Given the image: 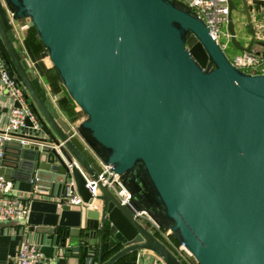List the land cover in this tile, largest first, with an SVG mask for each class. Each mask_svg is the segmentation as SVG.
I'll return each mask as SVG.
<instances>
[{"label":"water","instance_id":"obj_1","mask_svg":"<svg viewBox=\"0 0 264 264\" xmlns=\"http://www.w3.org/2000/svg\"><path fill=\"white\" fill-rule=\"evenodd\" d=\"M228 6L231 43L239 50L262 45L248 0L240 9L233 0ZM233 10L246 16L247 45L236 36ZM16 18L34 27L62 86L86 115L75 134L16 48ZM0 41L46 136L32 144L7 139L0 174L24 169L45 187L73 180L87 217L100 220L98 251L85 229L75 241L41 246L45 256L113 264L144 249L164 264H184L134 217L145 212L199 264H264V74L233 66L189 4L0 0ZM101 163L118 175L128 203L99 183L91 201L97 208H88L84 176L96 179ZM107 244L122 247L104 261Z\"/></svg>","mask_w":264,"mask_h":264},{"label":"crops","instance_id":"obj_2","mask_svg":"<svg viewBox=\"0 0 264 264\" xmlns=\"http://www.w3.org/2000/svg\"><path fill=\"white\" fill-rule=\"evenodd\" d=\"M256 3L248 2L251 17L255 15ZM15 33L14 44L20 50L33 69L34 75L40 80L41 86L60 117L66 122L70 131L75 133L77 125L86 117L80 113L79 107L70 99L61 82L53 76L52 69L46 60V49L38 40L35 30L30 26L28 20H11ZM257 36V35H256ZM262 35L259 33V37ZM251 36L246 37L243 44L247 45ZM262 38V37H261ZM18 46V47H17ZM263 51L264 47L254 45ZM15 101L3 91H0V131H4L11 108ZM18 135L26 138H43L46 136L40 129L23 127L19 129ZM14 148H9L8 159H15ZM10 162L8 165H12ZM6 178L12 179L14 188L12 194L29 208L27 220L11 219L0 221V264H16V255L22 242L43 245H57L61 238L70 242L75 241L78 236L83 235L86 229L91 239L92 247L98 251L99 246V225L100 220L87 217L86 208L70 206L65 201L67 190L66 183H53L51 187L35 184L30 175L24 169L5 167L1 172ZM36 186V187H35ZM96 202L89 205V209H95ZM151 229V228H150ZM155 236L161 240L184 264H190L193 258L181 247L171 235L166 238L162 233L154 231ZM67 247V245H66ZM109 247V246H108ZM122 246L106 248L104 261L109 259ZM45 256V255H44ZM46 264H81L74 259L45 256ZM92 264H97V258ZM113 264H164L163 261L153 252L139 250L127 253Z\"/></svg>","mask_w":264,"mask_h":264},{"label":"built area","instance_id":"obj_3","mask_svg":"<svg viewBox=\"0 0 264 264\" xmlns=\"http://www.w3.org/2000/svg\"><path fill=\"white\" fill-rule=\"evenodd\" d=\"M189 4L191 8L201 17L208 27L210 35L217 41L225 52L230 63L251 74H264V55L262 50L256 48L254 45L250 49H237L230 42L231 54L228 55L225 51L228 47L227 42H221L219 40V25L222 22L227 23L228 17V0H182ZM250 3L257 4L255 15L252 18L254 27L264 37V0H248ZM257 35V34H256ZM229 37V32H227ZM230 40V37H229ZM228 42V43H229ZM13 68L9 67L6 63L5 58L0 51V91H3L9 95L17 106H13L8 116L7 126L4 131H0V161L4 156V142L7 139H17L23 144L34 143L32 139L24 138L18 135L19 129L23 127H29L26 119L32 124V129H39L40 123L37 117V113L30 106L28 99L25 96L24 89L17 79L15 73L12 71ZM76 133V130H75ZM73 132V134H75ZM101 172L97 175L96 179L91 177H85V187L91 195L90 203L92 204L97 195H99V183L112 187L116 196L118 197L122 205L128 203L130 194L123 187L118 175L112 171L110 165L101 163ZM67 190L65 193V201L70 206L83 207L85 203L82 201L80 196L75 193V185L73 180H67ZM36 187V186H35ZM14 188V182L12 179L6 178L0 174V221L11 220V219H23L27 220L29 215L28 206L21 202L15 195L12 194ZM141 223L146 224L151 230L162 233L166 238H169L172 233L170 230L157 226L153 220L145 212H137L134 216ZM183 248V246L181 245ZM184 249V248H183ZM185 250V249H184ZM186 251V250H185ZM190 257L192 255L186 251ZM193 258V257H192ZM44 254L41 248L34 243L22 242L19 246L16 255V264H46ZM190 264H199L194 258Z\"/></svg>","mask_w":264,"mask_h":264},{"label":"rangeland","instance_id":"obj_4","mask_svg":"<svg viewBox=\"0 0 264 264\" xmlns=\"http://www.w3.org/2000/svg\"><path fill=\"white\" fill-rule=\"evenodd\" d=\"M236 4V8L237 9H240L241 8V0H233ZM232 16H233V20L235 22V29H236V36L237 38L244 42L246 37L248 36H251L248 32H247V21H246V16L244 13L240 12V11H236V10H233L232 12ZM24 20V18H16V20ZM256 30V40H259V41H263L264 40V37L261 36L259 37V32L257 31V28H255ZM227 32H228V29H227V25L225 22H222L220 25H219V40L221 42H229V37L227 36ZM193 42V37L190 36L187 40V45H190L191 43ZM228 47L227 49L225 50L227 52L228 55L231 54V52L229 51L231 47L230 45V42L228 43ZM262 46L264 47V43H262ZM18 47V46H17ZM233 49V48H232ZM46 52V51H45ZM46 60L48 61L47 63L50 65V67L52 68V64L51 62L49 61L48 59V55H47V52H46ZM31 72H33V69L30 68ZM33 75H34V72H33ZM80 113H82V115H84L86 117V115L79 109L78 110Z\"/></svg>","mask_w":264,"mask_h":264},{"label":"trees","instance_id":"obj_5","mask_svg":"<svg viewBox=\"0 0 264 264\" xmlns=\"http://www.w3.org/2000/svg\"><path fill=\"white\" fill-rule=\"evenodd\" d=\"M31 26V25H30ZM32 28L34 29V27L32 26ZM35 30V29H34ZM36 32V31H35ZM37 34V33H36ZM37 36H38V34H37ZM38 40H39V42L42 44V42H41V40H40V38H39V36H38ZM42 46L45 48V46L42 44ZM0 51H1V53H2V55H3V58H5V59H7L6 58V53H5V51H4V48H3V46H2V43H1V41H0ZM52 74H53V76L54 77H56L59 81H60V78H59V76H58V74H57V72H56V70L54 69V67L52 66ZM12 71L14 72V70L12 69ZM15 73V72H14ZM15 75H16V73H15ZM17 77V76H16ZM61 82V81H60ZM62 84V83H61ZM64 88V87H63ZM106 248H108V249H110V247H108V244L106 245ZM111 250V249H110Z\"/></svg>","mask_w":264,"mask_h":264}]
</instances>
